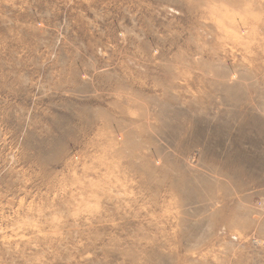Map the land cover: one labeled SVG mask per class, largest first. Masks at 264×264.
I'll return each instance as SVG.
<instances>
[{"label": "rangeland", "instance_id": "obj_1", "mask_svg": "<svg viewBox=\"0 0 264 264\" xmlns=\"http://www.w3.org/2000/svg\"><path fill=\"white\" fill-rule=\"evenodd\" d=\"M0 264H264V0H0Z\"/></svg>", "mask_w": 264, "mask_h": 264}]
</instances>
